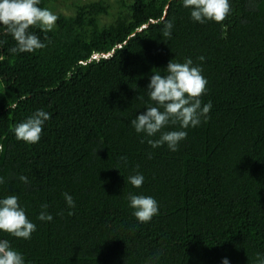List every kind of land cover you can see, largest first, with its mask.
I'll return each instance as SVG.
<instances>
[{
	"label": "trees",
	"instance_id": "1",
	"mask_svg": "<svg viewBox=\"0 0 264 264\" xmlns=\"http://www.w3.org/2000/svg\"><path fill=\"white\" fill-rule=\"evenodd\" d=\"M66 3L70 12L59 9ZM229 4L223 22L199 23L183 0H40L57 20L48 32L29 29L46 45L33 53H12L0 25V199L18 196L36 225L30 239L0 231V240L25 264H255L264 255V0ZM187 58L207 80L209 118L162 129L187 132L177 151L152 148L160 133L130 122L156 106L151 76ZM39 109L50 114L39 142L17 140L14 127ZM137 173L139 188L128 183ZM129 195L153 197L158 214L138 222ZM43 211L53 219L39 220Z\"/></svg>",
	"mask_w": 264,
	"mask_h": 264
},
{
	"label": "clouds",
	"instance_id": "2",
	"mask_svg": "<svg viewBox=\"0 0 264 264\" xmlns=\"http://www.w3.org/2000/svg\"><path fill=\"white\" fill-rule=\"evenodd\" d=\"M40 0H0V25L12 35L16 46L11 48L12 53H33L46 45L29 29L38 26L42 31H51L57 20L48 9L38 7ZM183 6L191 9V18L199 23L206 21L223 22L230 13L229 0H183ZM173 25L171 22L165 25L164 36L170 37ZM203 56L199 60L203 61ZM166 75L155 73L151 76L148 85V95L156 106L147 107L146 111L135 119L131 125L137 133H144L147 137H154L160 133L159 139H148L147 143L152 148L167 145L170 151H177L179 143L186 139L187 132L162 131L168 125H178L180 129H187L190 126L196 127L201 119L207 120L212 104L209 101L202 105L201 96L204 95L207 85L203 77L202 68L193 66L191 58L184 63H168ZM163 109V110H161ZM50 119V114L43 109L34 112L24 122L17 124L14 135L17 140L28 144L38 143L43 131L44 123ZM144 142L143 140L141 141ZM0 151H3L0 146ZM149 158H151L149 156ZM19 180L25 184L29 183L26 176H20ZM144 177L142 174H135L128 177V183L139 188L142 186ZM4 178L0 177V184ZM69 208H74L73 198L68 193H63ZM130 207L135 211L133 215L140 223L150 222L153 216L158 214V203L150 196L129 195ZM44 209L47 205H42ZM72 215L70 211L68 213ZM41 221H51L53 217L46 211L38 216ZM36 230L25 213V210L18 203V196L9 195L0 199V231L10 234L16 238L30 239L31 234ZM0 264H25L22 254L12 249L8 240H0ZM223 264H229L225 258ZM255 264H264V255L256 254Z\"/></svg>",
	"mask_w": 264,
	"mask_h": 264
},
{
	"label": "rangeland",
	"instance_id": "3",
	"mask_svg": "<svg viewBox=\"0 0 264 264\" xmlns=\"http://www.w3.org/2000/svg\"><path fill=\"white\" fill-rule=\"evenodd\" d=\"M112 1H113V0H112ZM69 3H70V1H69ZM59 9H60L61 11H65V12H70V11H71L70 8L67 7V3H66V6H65L64 4H61L60 7H59ZM57 11H58V10H53L52 13L55 14V13H57ZM109 54H110V53H109ZM109 54H106V53H99V52H97V53H94L93 58L99 59L100 57L108 56Z\"/></svg>",
	"mask_w": 264,
	"mask_h": 264
}]
</instances>
